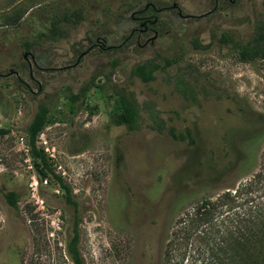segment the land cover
<instances>
[{"label":"rangeland","instance_id":"obj_1","mask_svg":"<svg viewBox=\"0 0 264 264\" xmlns=\"http://www.w3.org/2000/svg\"><path fill=\"white\" fill-rule=\"evenodd\" d=\"M236 1L209 14L214 0H0V128L9 130L0 140V264H72L75 222L84 264H160L176 222L201 199L256 173L264 198V59L243 62L220 42L248 41L264 0ZM147 3L163 10L151 43L130 17ZM74 9L83 19L61 27L65 38L40 36ZM194 39L209 48L193 49ZM156 55L175 63L148 83L131 74ZM83 86L76 114L65 115L66 97ZM116 100L133 104L136 130L110 122ZM39 104L50 112L43 152L76 210L21 150ZM150 111L188 136L152 130ZM11 191L17 209L5 200Z\"/></svg>","mask_w":264,"mask_h":264},{"label":"trees","instance_id":"obj_2","mask_svg":"<svg viewBox=\"0 0 264 264\" xmlns=\"http://www.w3.org/2000/svg\"><path fill=\"white\" fill-rule=\"evenodd\" d=\"M83 19V12L74 9L56 16L50 23L48 35L40 33L49 40L56 41L66 37L61 27L75 26ZM220 42L234 50L238 59L251 62L264 59V22L258 23L253 36L246 42L224 34ZM193 49L207 50L198 39L192 41ZM29 50V45H26ZM161 61L163 64L157 62ZM175 63V60L156 55L131 70V74L143 83L154 79V73L163 71ZM89 87L83 86L78 93L70 92L66 97L65 115L76 114L78 101L84 97ZM193 94L191 88H185ZM110 122L114 126H124L128 131L139 126L138 115L132 103L116 100L113 105ZM63 112V111H61ZM151 129L165 131L173 140L182 141L188 136L178 134L172 127L165 128L156 112L150 111ZM49 109L39 104L30 123L25 128L28 155L32 160L40 179L51 177L65 192L68 204L76 210V203L69 199L70 189L59 175L50 168L49 159L42 149L36 146V140L49 122ZM9 133L0 128V140ZM262 181L261 173H256L246 183H239L235 189H227L215 197L198 201L189 212L183 214L175 224L171 238L164 245L160 264H264V198L256 196L257 186ZM5 200L13 209H17L18 194L7 192ZM77 222L73 224L72 236L66 243V253L72 264H84L78 250Z\"/></svg>","mask_w":264,"mask_h":264},{"label":"flooded vegetation","instance_id":"obj_3","mask_svg":"<svg viewBox=\"0 0 264 264\" xmlns=\"http://www.w3.org/2000/svg\"><path fill=\"white\" fill-rule=\"evenodd\" d=\"M236 2V0H214L212 11H210L209 14L222 11L224 3L234 5ZM173 5H175L174 8H172ZM170 8L175 9L177 14L180 12L176 4H172ZM162 11L163 10L157 9L152 3H147L142 9L131 14L130 17L133 23L138 27L135 31L138 32L139 38L148 39L150 43L157 38V31L154 27L158 23L157 15ZM131 34L133 35V32ZM151 34H153L152 37H150Z\"/></svg>","mask_w":264,"mask_h":264},{"label":"built area","instance_id":"obj_4","mask_svg":"<svg viewBox=\"0 0 264 264\" xmlns=\"http://www.w3.org/2000/svg\"><path fill=\"white\" fill-rule=\"evenodd\" d=\"M41 135V134H40ZM39 135V136H40ZM38 136V138H40V142H39V144H40V148L43 150V148H45V141H44V139L40 136L39 137ZM20 147H21V150H23L25 153H27L28 154V147H27V145L26 144H24L23 142H22V140L20 141ZM33 184H35V183H33Z\"/></svg>","mask_w":264,"mask_h":264},{"label":"water","instance_id":"obj_5","mask_svg":"<svg viewBox=\"0 0 264 264\" xmlns=\"http://www.w3.org/2000/svg\"><path fill=\"white\" fill-rule=\"evenodd\" d=\"M174 7H175V5L172 6V8H174ZM178 15H180V12H178ZM24 58H25V55H24Z\"/></svg>","mask_w":264,"mask_h":264}]
</instances>
